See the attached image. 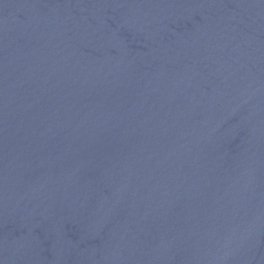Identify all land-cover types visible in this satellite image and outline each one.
I'll use <instances>...</instances> for the list:
<instances>
[{"label": "water", "instance_id": "95a60500", "mask_svg": "<svg viewBox=\"0 0 264 264\" xmlns=\"http://www.w3.org/2000/svg\"><path fill=\"white\" fill-rule=\"evenodd\" d=\"M0 264H264V0H0Z\"/></svg>", "mask_w": 264, "mask_h": 264}]
</instances>
